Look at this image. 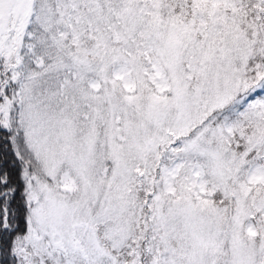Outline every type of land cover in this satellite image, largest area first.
Here are the masks:
<instances>
[{"label":"snow or ice","instance_id":"snow-or-ice-1","mask_svg":"<svg viewBox=\"0 0 264 264\" xmlns=\"http://www.w3.org/2000/svg\"><path fill=\"white\" fill-rule=\"evenodd\" d=\"M0 264H264V0H0Z\"/></svg>","mask_w":264,"mask_h":264}]
</instances>
